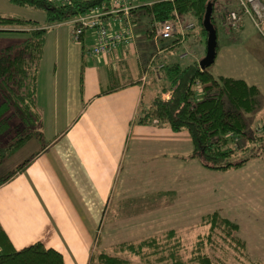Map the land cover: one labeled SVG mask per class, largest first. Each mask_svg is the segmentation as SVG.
<instances>
[{
	"label": "crops",
	"instance_id": "obj_1",
	"mask_svg": "<svg viewBox=\"0 0 264 264\" xmlns=\"http://www.w3.org/2000/svg\"><path fill=\"white\" fill-rule=\"evenodd\" d=\"M64 23L72 30L71 21L48 29ZM142 30L137 21L126 42L101 56L89 51V65L79 64L73 50L61 49L75 41L71 32L53 38L46 57L44 36L36 91L41 134L2 163L26 150L9 173L23 168L0 186L2 230L15 250L40 243L58 252L64 264H88L96 249L171 230L191 239L204 216L218 213L238 226L248 258L264 262L262 159L229 171L208 170L190 157L187 130L137 122L161 89L149 73L150 59L172 50L167 44L153 53L140 78L144 48H154ZM86 38L94 46L89 30L71 45L84 48ZM245 42L264 74V36L251 30ZM147 85L152 90L145 102Z\"/></svg>",
	"mask_w": 264,
	"mask_h": 264
},
{
	"label": "trees",
	"instance_id": "obj_2",
	"mask_svg": "<svg viewBox=\"0 0 264 264\" xmlns=\"http://www.w3.org/2000/svg\"><path fill=\"white\" fill-rule=\"evenodd\" d=\"M9 1L16 5L43 10L45 21L44 25H40L36 20L0 13V33L20 32L27 35L21 42L0 50V165L27 140L41 134V115L36 107V91L44 36L48 27L71 21L73 30L76 25L74 20L78 15L98 7L107 11L114 8L115 2L69 0L68 3L61 4L55 0ZM215 1L128 0L127 3L132 7L129 15L130 34L132 25L147 16V33L155 37L158 23L175 19L177 15L183 23L192 21L199 27L204 36L206 52L207 31L204 28V19L208 5L211 6L210 13L215 9ZM101 19L109 23L114 19V14L102 15ZM121 22L124 26L125 21ZM214 22L210 14L209 23L217 31ZM122 24L116 23V29ZM85 30L93 32L95 41L94 30L85 28L83 32ZM83 32L75 41L80 40ZM187 40L188 35L181 37L176 34L170 44L173 48L180 42L186 44ZM159 62L154 56L150 59L149 73L153 81L154 76H158L163 81V86L151 103L140 110L138 123L154 122L167 125L174 131L187 130L193 145L190 157L198 160L202 167L208 170L229 171L261 157L264 153V122L260 134L245 133V115L259 111L263 105L255 85L231 77H215L208 67L201 69L199 61L194 59L184 64L177 60ZM163 93L169 96L164 98ZM238 136H247V141H250L252 146L238 151L233 146V139L236 140ZM258 141L261 142L255 145ZM22 168L23 165L0 177V186ZM197 229V234L191 239L188 234L184 235L183 231L171 230L138 241L121 243L109 249H96L91 253L88 264H264L248 258L244 243L236 237L238 226L221 218L218 213L204 216ZM0 264L64 262L58 252L46 249L40 243L15 250L0 226Z\"/></svg>",
	"mask_w": 264,
	"mask_h": 264
},
{
	"label": "rangeland",
	"instance_id": "obj_3",
	"mask_svg": "<svg viewBox=\"0 0 264 264\" xmlns=\"http://www.w3.org/2000/svg\"><path fill=\"white\" fill-rule=\"evenodd\" d=\"M242 1L246 3V0H216L215 1V9H212V13L210 14L212 15V18L215 21L214 23L217 25L216 47H215L216 54L214 61L208 66V69L216 77H220V76L231 77L252 83L258 88L264 102V74L259 71L256 62L251 57H249V55L246 52V49H244L246 47L245 39L251 33V30H253L258 36H262V35L259 32L258 28L256 27L255 23L249 18V14L245 12L244 6L243 4H241ZM245 7L248 8L247 3L245 4ZM0 13L5 16L36 20L40 25H44V21H45V13L43 10L35 9L28 6L16 5L11 3L9 0H0ZM232 13H234L237 16V18L233 19L231 17ZM246 18H248L250 21H248V19ZM148 21L149 18H147V16L140 18V20L138 21V23L143 26V30L141 33L143 34L144 38H146L147 43L153 44L154 46V48L151 47L149 48V50H147V48H144V53L146 55H145V63L142 66V70H141L142 75L140 76L138 75L139 73H136L137 77L140 76V78L145 75L144 73V70L146 69L145 65L146 62L149 60L150 56L153 53H156L157 50H159V48H161L162 46L171 43V39H159L149 35L147 33ZM179 22L180 25L182 23V27L183 26L186 27L188 24H192L190 29H188V31L185 33L186 36L188 35V40L186 44H183L181 42L177 43L172 48L171 55L166 56L165 54L162 55L154 54V57L160 61L159 63L161 62L168 63L177 60L184 64L192 59L200 61L206 53L204 36L200 32L199 27L196 26L192 21L183 23L182 20L179 18ZM154 24L156 25L157 23L155 22ZM70 32H71V24L69 23H64L49 28L45 34V40H46L45 57L51 54L50 51L53 48L52 45L53 38L64 34L69 36ZM26 36L27 35L25 33H20V32L0 33V50L10 44L21 42L26 38ZM72 42H69V44H61V49L64 51L73 50L75 54L78 53L79 64H82V61L83 62L86 61V64L88 65L92 64L93 60L90 57L91 55H89V51L92 49L93 46L92 42L88 41L86 38L83 44L84 48L81 47V44H79L78 47L75 48L73 47V45H71ZM155 48L157 49L155 50ZM169 57H171V59H168ZM257 61L259 62V60ZM42 66H44V63ZM129 77L132 78L130 74ZM154 82L158 84L159 88L163 86L162 83L163 81L160 78H158V76L156 75L154 76ZM150 90H152V86L147 85L144 92L145 102L147 101V97L150 95ZM245 117L247 121V129L245 132L246 135H248L249 133L250 134L253 133V135L260 134V128L262 127V124L264 122L263 121L264 107L260 108L259 111H256L254 113L246 114ZM233 141L235 142L233 146H235L238 149V151L242 150L244 147L252 146L251 142L247 141V136L246 137L238 136L236 140L233 139ZM259 142L261 141L255 142V145L259 144ZM25 151L26 150L19 151L15 156H13V158H10L12 159L9 160L10 162L5 161L4 164L0 166V177L13 170L15 165L22 163V161L24 160L22 159L23 155L24 153H26ZM259 158H261L262 161L264 162V153H262L261 157ZM236 237H237V233H236ZM245 253H246V249H245Z\"/></svg>",
	"mask_w": 264,
	"mask_h": 264
},
{
	"label": "built area",
	"instance_id": "obj_4",
	"mask_svg": "<svg viewBox=\"0 0 264 264\" xmlns=\"http://www.w3.org/2000/svg\"><path fill=\"white\" fill-rule=\"evenodd\" d=\"M61 4L68 3L69 0H55ZM128 0H115L114 8L106 11L103 7H98L96 9H90L87 12L80 14L74 20L76 25H74L72 30V38L78 40L79 35L83 32L85 28H90L94 30L95 33V43L90 53L93 56H101L110 52L118 44L128 40L131 36L130 34V21L129 15L131 11V5L127 3ZM247 3L248 8L245 7ZM243 1L245 12L248 13L259 32L264 36V0H246ZM114 14V19L107 23L101 19L102 15ZM231 17L237 18V16L232 13ZM122 20L125 21L124 26ZM116 23L119 25L116 29ZM192 24H188L186 27L180 25L179 18L176 15L175 19L165 20L160 23L155 28V37L160 39H172L176 34H180L181 37L190 29ZM187 54V53H184ZM162 64L159 65L161 67ZM155 72L156 69H153Z\"/></svg>",
	"mask_w": 264,
	"mask_h": 264
},
{
	"label": "water",
	"instance_id": "obj_5",
	"mask_svg": "<svg viewBox=\"0 0 264 264\" xmlns=\"http://www.w3.org/2000/svg\"><path fill=\"white\" fill-rule=\"evenodd\" d=\"M210 5H208L206 10V15L204 19V28L207 31V40H206V53L204 57L199 61V66L201 69L207 68L215 58V47H216V29L212 24L209 23L210 15Z\"/></svg>",
	"mask_w": 264,
	"mask_h": 264
}]
</instances>
